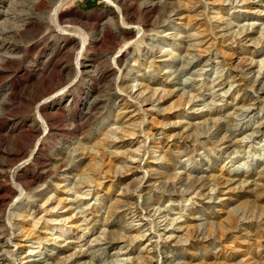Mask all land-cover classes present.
Listing matches in <instances>:
<instances>
[{
  "label": "rangeland",
  "instance_id": "374dc122",
  "mask_svg": "<svg viewBox=\"0 0 264 264\" xmlns=\"http://www.w3.org/2000/svg\"><path fill=\"white\" fill-rule=\"evenodd\" d=\"M0 264H264V0H0Z\"/></svg>",
  "mask_w": 264,
  "mask_h": 264
},
{
  "label": "bare ground",
  "instance_id": "6f19581e",
  "mask_svg": "<svg viewBox=\"0 0 264 264\" xmlns=\"http://www.w3.org/2000/svg\"><path fill=\"white\" fill-rule=\"evenodd\" d=\"M95 107V106H94ZM97 107V106H96ZM91 109V108H90ZM93 109V108H92ZM91 112V111H90Z\"/></svg>",
  "mask_w": 264,
  "mask_h": 264
}]
</instances>
